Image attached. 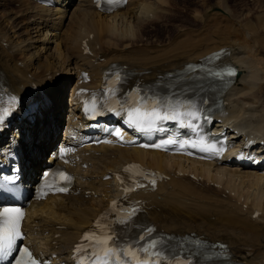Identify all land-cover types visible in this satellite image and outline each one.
<instances>
[{
  "label": "bare ground",
  "instance_id": "bare-ground-1",
  "mask_svg": "<svg viewBox=\"0 0 264 264\" xmlns=\"http://www.w3.org/2000/svg\"><path fill=\"white\" fill-rule=\"evenodd\" d=\"M9 1L0 0V8ZM15 1L17 10L6 7L7 14L0 16V81L21 103L37 100L38 108L11 122L0 135V148L17 149L24 159L25 179L33 181V171L42 170L43 152L56 139L64 110L69 112L65 134H75L66 138L71 144L66 166L75 174L72 187L65 194L31 200L27 208L23 226L32 250L44 256L56 252L54 259L67 262L82 231L118 194L115 176L123 175L129 159H137L145 169L161 170L164 177L157 180L154 191L124 195L128 214L140 206L144 210L136 214L140 221L152 223L157 230L222 243L229 264H264V173L135 147L78 148L76 136L87 126H78L74 119L76 88L97 89L111 64L129 72L132 83L157 82L205 64L212 58L210 52L222 47L219 61L233 65L238 73L224 91V104L211 125L218 132L224 130L234 148L263 156L264 39H257L254 27L241 24L243 13L209 9L205 13L209 17L205 15L201 23L219 16L227 22L231 19L234 29L217 30L227 39L208 36L210 46L200 48L197 34L188 31L180 30L169 43L158 35L149 37L147 29L162 24L174 8L168 0H127L124 9L108 13L96 9L93 0H51L52 5ZM83 42L89 46L87 53ZM82 71L89 73L88 81ZM63 128L64 123L61 132ZM246 137L256 146L242 148ZM48 160H53L52 155Z\"/></svg>",
  "mask_w": 264,
  "mask_h": 264
},
{
  "label": "rangeland",
  "instance_id": "rangeland-1",
  "mask_svg": "<svg viewBox=\"0 0 264 264\" xmlns=\"http://www.w3.org/2000/svg\"><path fill=\"white\" fill-rule=\"evenodd\" d=\"M14 1L15 0H10L9 2L5 3V5L6 7L14 9L15 11L18 8V2ZM168 1L171 2V6H173L174 8H171L169 14L166 15L165 18H163L162 24L158 25L154 23V27L152 29H147L150 38L152 35H158L159 40L162 41L163 38H166L164 41L166 43H169L172 41V39H174L175 35H178V32L180 30H183L184 32H191L190 34L192 35H195V33L197 34L195 39H197V43L200 44H196L200 48L206 47L207 44V47H209L211 44L210 38H216L217 40H226V36L224 35V38H221L218 31L222 30L223 28H227L228 30V27L229 31L234 29L230 26L231 24H233L230 18V20L227 22L228 19L225 20L219 16H214L206 24L200 22L201 19L204 20L209 17L210 13L208 15L204 14L203 16V12L205 9L209 11V9L211 10L214 7V9L216 10L215 5H220L223 9L227 8L230 11L231 15L243 13L244 16L241 18V24L254 27V30L257 32V39L258 37L264 39V0H225L224 2L221 0ZM6 7L0 8V16H3V13L7 14ZM196 15L200 19H197ZM214 30H216V32H214ZM212 35L217 36L211 37ZM208 36H210V38ZM201 44H203L204 46H202Z\"/></svg>",
  "mask_w": 264,
  "mask_h": 264
},
{
  "label": "snow or ice",
  "instance_id": "snow-or-ice-1",
  "mask_svg": "<svg viewBox=\"0 0 264 264\" xmlns=\"http://www.w3.org/2000/svg\"><path fill=\"white\" fill-rule=\"evenodd\" d=\"M228 75H233L234 72L229 70ZM130 122L131 123H148L151 124L154 120L157 119H168L169 117L164 116L161 117L155 110L151 113L148 112H140L139 110H135L134 112L129 113ZM65 179H68L65 177ZM154 183V182H153ZM64 189H61L63 191ZM10 212L18 213L19 217L22 218L23 213L20 212L19 209H5L3 213H0V254L6 253L10 251L14 245V242L17 237L20 236L19 231V220L13 218L9 215ZM85 239H89V237H85ZM111 237H107L104 240L96 241L98 244L103 245L104 247L101 248L103 252V257H100L99 254H94L97 258L93 261V264H110V259L116 256V252L113 248L107 247L108 241ZM145 253H150L153 257H161L163 254L157 248L156 242H151L147 248L142 249ZM25 254L29 256L31 264H36L35 260H31L30 253L27 252L25 249ZM124 255L130 257L133 261H137L138 264H149L148 261L141 260L140 257L137 255V252L129 247L128 251L124 253ZM17 264H22V262H17ZM151 264H157L156 260H152ZM176 264V262H174Z\"/></svg>",
  "mask_w": 264,
  "mask_h": 264
},
{
  "label": "water",
  "instance_id": "water-1",
  "mask_svg": "<svg viewBox=\"0 0 264 264\" xmlns=\"http://www.w3.org/2000/svg\"><path fill=\"white\" fill-rule=\"evenodd\" d=\"M207 11H205V13H206Z\"/></svg>",
  "mask_w": 264,
  "mask_h": 264
}]
</instances>
